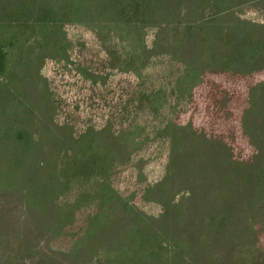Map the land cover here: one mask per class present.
Masks as SVG:
<instances>
[{
    "label": "rangeland",
    "instance_id": "obj_1",
    "mask_svg": "<svg viewBox=\"0 0 264 264\" xmlns=\"http://www.w3.org/2000/svg\"><path fill=\"white\" fill-rule=\"evenodd\" d=\"M251 25L264 0H0L6 71L29 62L28 101L10 103L0 74V109L46 152L25 171L46 188L32 204L16 181L29 142L5 164L0 264H264V195L254 208L230 165L258 160L264 189L243 127L252 89L264 109V46L256 69L237 63ZM185 142L199 157L168 173ZM221 201L230 217L212 233Z\"/></svg>",
    "mask_w": 264,
    "mask_h": 264
},
{
    "label": "trees",
    "instance_id": "obj_2",
    "mask_svg": "<svg viewBox=\"0 0 264 264\" xmlns=\"http://www.w3.org/2000/svg\"><path fill=\"white\" fill-rule=\"evenodd\" d=\"M243 43L241 45V49L239 51V54L237 55V63L240 64L244 69H248L250 71L252 68L256 69L255 65L253 64L255 59L259 56V53L261 52V47L264 46V26H250L246 27L243 32ZM5 58L0 55V74L6 75L8 85L5 87L8 90L7 99L11 102H22L26 103L28 101V96L26 93H19L18 87H17V78H21L22 75L18 77V71L20 68H24L25 66L28 67V60L27 63H25L23 60L18 63L14 70L8 74L5 68ZM32 63V62H31ZM259 66H263L258 64ZM33 67V64H32ZM247 71V72H248ZM5 78V77H4ZM255 88L251 90L250 94V107L249 109H246V111L243 114V127H244V133L250 140V142L254 145L255 149L257 150V153L261 155L256 159H263L264 157V136L261 135V132L258 130L257 127H255L256 123L255 120L259 117L264 118V109H262V106H259L260 104H257L255 96L252 94L255 92ZM30 112L26 113V117L33 116L34 110L32 108H28ZM11 108L7 111L0 109V181H2L5 185H10V173L11 168H8L5 164L9 161V159L13 158L14 151L18 148L17 146L19 143H22L23 141L29 142L27 144L26 149V156L22 160L21 169L18 173V179L16 180L17 183L20 184L23 191H25V200L29 201L31 204L33 201L35 202L38 199L42 200L41 193L39 191H42L46 188H44V185L41 186L40 184L36 183L34 181V175H28L26 174V170L31 167L32 165H35L36 162H41V157H45V153L37 154L35 155L33 152L34 148H32L31 144V134L28 132V130L24 127L22 129L16 128L15 123L8 121V115L11 113ZM7 114V116H6ZM255 124V125H254ZM35 135V134H34ZM28 136V137H27ZM173 149L172 151L176 153V156L180 155L181 160L178 163L173 162L175 160V155L171 157V162L169 158V164H168V173L171 174V167H174V165L182 164L183 167L189 166L194 164V160L199 157L198 152L196 151V147L194 146V143H184L179 145L176 143H172ZM44 159V158H42ZM5 165V168L4 166ZM231 168L235 170V172H239V178L243 182L244 186L242 190L243 196L246 198L247 201L251 202L254 205V208H258L259 205V197H263L264 195V189H260L258 187L253 188L251 186L254 185L255 181L257 180V173H258V167L259 163L258 160L255 162L246 163L243 165L244 167L241 169L236 166L235 163H230ZM174 174H176L174 170ZM238 177V176H236ZM169 180H172V178H167L166 182V189H167V199L170 197L171 194H173L176 191H172V183L169 182ZM261 182V180H260ZM171 183V184H170ZM41 186V187H40ZM187 187V186H186ZM180 189L181 187H176ZM55 189V188H54ZM188 189V190H187ZM185 189L186 191H191L192 188ZM173 192V193H172ZM190 193V192H189ZM193 195V194H192ZM261 199V198H260ZM224 202L221 201V208L219 207L209 211L206 216L209 215L210 222L212 223V228H210L212 233H218L220 230L225 228V226L228 223V219L230 217V214L228 213L229 210L223 206ZM218 204V205H220ZM248 210L249 208L246 207ZM179 211H182L179 209ZM167 213V212H166ZM165 213V214H166ZM183 213V212H181ZM166 236L163 238L165 241H170V245L176 246L177 248H180L182 245L180 241L175 239L174 237L167 235V232H165ZM163 237V236H161ZM162 239V238H161ZM160 239V240H161ZM153 240V239H151ZM154 242L158 244V239H156Z\"/></svg>",
    "mask_w": 264,
    "mask_h": 264
}]
</instances>
